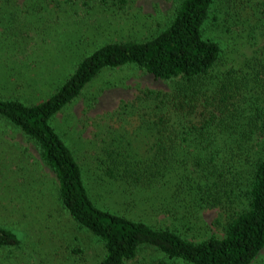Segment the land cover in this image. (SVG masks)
<instances>
[{"label": "trees", "instance_id": "1", "mask_svg": "<svg viewBox=\"0 0 264 264\" xmlns=\"http://www.w3.org/2000/svg\"><path fill=\"white\" fill-rule=\"evenodd\" d=\"M251 1L256 8L250 0H228L224 8L220 0H175L170 19L143 40H87L73 70L41 100L0 94V132L33 142L55 176L58 204L100 244L96 264H129L142 251L156 256L150 264H250L263 248L264 66L251 57L240 67L217 68L222 47L207 33L210 26L263 25L264 0ZM80 3L120 10L128 0ZM76 4L1 0L0 22L16 17L25 25L0 32V52L15 49L12 56L25 57L17 68L35 67L26 34L46 45L49 23L64 16L68 25ZM8 7L15 10L2 11ZM118 68L149 73L168 88H140L97 118L94 146L72 147L55 115L105 70ZM14 144V163H38ZM211 209L218 216L209 227L200 216ZM23 240L0 224V264H17L12 250Z\"/></svg>", "mask_w": 264, "mask_h": 264}, {"label": "rangeland", "instance_id": "2", "mask_svg": "<svg viewBox=\"0 0 264 264\" xmlns=\"http://www.w3.org/2000/svg\"><path fill=\"white\" fill-rule=\"evenodd\" d=\"M221 1L222 7H226L228 0ZM252 3L255 1L250 0L252 8H256L258 3ZM174 4L175 0H128L126 7L119 10L92 3L86 8L77 0L79 10L68 25L64 16L49 23L46 45L41 43L38 35L26 34L30 41L28 46H32V54L38 61L35 67L30 62V68H17L18 61L25 57L21 53L12 56L15 49L12 53L6 49L0 52V94L28 101L41 100L73 70L87 40L91 44L109 37L143 40L164 26ZM14 10V7L2 9L5 13ZM258 16L264 19V14ZM14 18L13 21L0 22V32L14 33L25 25ZM28 23L33 22L28 20ZM207 33L222 47L217 68L240 67L253 57L258 58L261 68L264 66V57H261L264 53V24L250 28L248 24L240 23L231 25L229 31L210 26ZM140 88L167 89L168 84L137 69L105 70L70 105L55 115L53 124L72 147L94 146L95 143L89 142L98 129L97 118L114 109L120 101L131 99ZM16 142L38 163H14L16 148L12 149L10 145L16 146ZM85 165L90 167L91 163ZM23 166L26 171H21ZM95 187L99 189L98 185ZM56 197L55 176L41 161L33 142L10 129L6 133L0 132V224L15 229L24 239L21 247L12 250L17 255V264H96L101 255L100 244L76 228ZM217 216V210L211 209L202 211L200 217L210 227ZM140 254L142 258L129 264H150V260L156 258L148 251ZM250 264H264V246Z\"/></svg>", "mask_w": 264, "mask_h": 264}]
</instances>
